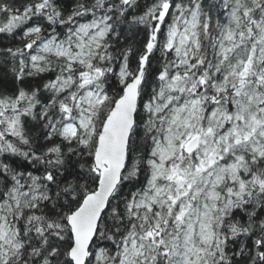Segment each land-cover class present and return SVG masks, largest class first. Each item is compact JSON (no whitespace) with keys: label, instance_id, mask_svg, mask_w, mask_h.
<instances>
[{"label":"trees","instance_id":"obj_1","mask_svg":"<svg viewBox=\"0 0 264 264\" xmlns=\"http://www.w3.org/2000/svg\"><path fill=\"white\" fill-rule=\"evenodd\" d=\"M41 1L50 18L43 12L33 18L23 10H14L18 0H0V205L12 198V190L19 185L35 187L44 194L16 216V245L6 258H0V264H74L68 257L73 241L68 217L88 192L97 189L100 171L94 160L98 135L88 140L79 131L69 140L61 134L62 126L76 119L69 93H83L94 87L105 91L108 97L96 119L101 127L132 77L124 81L121 70L126 66L136 75L142 63L143 78L126 167L94 243L112 253L136 233L153 248L150 264H173L172 254L177 248L174 240L184 225L179 200L173 197L168 207L155 205L147 211V220L136 212L137 198L151 176L153 147L168 118L166 112L153 116L145 106L154 98L164 101L174 96L180 103L201 97L207 113L217 106L226 109L227 122L215 132V138L237 123V135L243 139L253 129L245 123L240 100L250 94L249 84L264 92V54L257 58L262 47L264 0L241 9L242 19L233 38L236 49H248V56L239 58L246 66L245 73L240 71L234 76L226 74L224 67L218 70L217 65L221 61L218 40L227 23L230 0ZM195 6L201 20L197 29L201 52L178 64L175 39L183 19ZM102 14L117 17L115 31L107 33L91 66L69 71L74 77L69 91L57 93L50 88L59 80L56 67L35 75L24 71L21 63L30 64L34 41L19 40L18 34L33 24L31 20L43 24L39 36H47L53 28L62 39L80 23ZM45 20L46 25L42 22ZM48 103L50 108L43 114L42 108ZM218 144L215 141L213 155L208 157L223 160L228 171L218 199L217 212L223 225L214 240L215 264H264V155L253 159L243 147L224 153L221 146L216 148ZM199 146L190 150L185 145L183 152H177L171 160L177 179L185 186L197 176ZM204 158L206 166L209 159L203 154ZM180 174L185 178L180 179ZM227 225L235 227L233 235L226 233Z\"/></svg>","mask_w":264,"mask_h":264},{"label":"rangeland","instance_id":"obj_2","mask_svg":"<svg viewBox=\"0 0 264 264\" xmlns=\"http://www.w3.org/2000/svg\"><path fill=\"white\" fill-rule=\"evenodd\" d=\"M227 12V23L221 31L218 40V70L224 67L226 74L245 73L246 68L239 60L248 56V49H236V37L233 34L241 22V9L248 3H259L260 0H230ZM201 23L199 9L194 8L182 21V28L175 39L174 49L177 63H185L188 57L199 56L201 52L200 36L197 31ZM110 30L107 18H94L80 23L76 30L62 39H51L43 43L32 58V65L36 70H50L58 68V90L64 89L74 82V77L69 74L76 65L89 67L94 56L98 53L102 41ZM259 54V55H258ZM264 54V26L262 32V47L257 52V58ZM253 56V54L251 55ZM124 81L133 75L126 66L121 70ZM250 94L240 100L239 107L246 116V125L253 130H248L245 137L237 135L234 123L219 138L215 132L221 131L227 122L226 109L222 106L215 107L207 113L206 105L201 97L176 102L174 96H168L164 101L157 98L147 102L145 109L153 116L161 112L168 115L163 134L156 139L150 159L151 179L147 189L137 200V214L143 219H148V212L153 207L171 205L173 197L179 200V210L184 221V228L175 238V264H215L213 220L217 211L220 196V185L227 177V164L223 160L210 159L213 155V144L224 153H229L237 147L246 148L253 159L264 155V92L254 84H249ZM108 95L101 87L85 90L76 103L77 117L66 122L61 132L67 138L74 137L79 131L88 137L96 132V119L99 109L106 101ZM152 116V117H153ZM154 119L150 120L153 122ZM247 130V129H246ZM253 131V132H252ZM200 134V152L197 157L201 164L198 166L197 176L189 179L185 186L177 179L179 176L173 171L171 160L195 135ZM204 143L201 144V141ZM221 146V148H220ZM203 154L209 161L203 163ZM200 172V173H199ZM177 173V172H176ZM180 174V179H184ZM24 193V192H23ZM16 189L12 198L2 205L0 209V258H6L11 249L16 245L18 236L12 212L22 202L36 201L40 193L24 196ZM149 245L140 236L133 235L125 240L122 245L121 260L117 264H147Z\"/></svg>","mask_w":264,"mask_h":264},{"label":"water","instance_id":"obj_3","mask_svg":"<svg viewBox=\"0 0 264 264\" xmlns=\"http://www.w3.org/2000/svg\"><path fill=\"white\" fill-rule=\"evenodd\" d=\"M143 66L142 63L137 76L125 85L123 95L115 101L98 136L95 152L96 166L100 169L98 187L69 215L74 236L71 257L77 264L82 263L88 256L101 217L121 182L127 163L130 136L136 122ZM198 144L199 135H196L189 142L188 148L195 149Z\"/></svg>","mask_w":264,"mask_h":264},{"label":"bare ground","instance_id":"obj_4","mask_svg":"<svg viewBox=\"0 0 264 264\" xmlns=\"http://www.w3.org/2000/svg\"><path fill=\"white\" fill-rule=\"evenodd\" d=\"M19 2H17L16 4H14V10H20V11H22L23 10V13L25 14V15H33V18H37V16L40 14V12H43L44 14H45V16H46V18L47 17H49L50 18V14L48 15V8H47V6H45V5H43L42 4V1L41 0H18ZM127 3L128 2H130V0H125ZM198 6H195V8H197ZM65 17V16H64ZM100 17H102V18H107V20H108V23H109V26H110V30L109 31H115V28H116V26H117V22H116V18L117 17H115V16H112V15H110V14H102ZM32 21V25H30L26 30H25V32H23V33H20V34H18V38H19V40H26V39H33V41H34V43H32V48H31V53H30V64H27V65H25L24 64V62H22L21 63V65H23L24 66V68H25V72L27 73V74H32V75H35V74H37L39 71L40 72H42V71H48V70H36V68H34V66L32 65V58H33V56L37 53V51L39 50V48H40V46L43 44V43H45L46 41H48V40H51V39H59V33H57V32H55V29H53V28H51L50 29V33H48V35L47 36H39V34L38 33H40V31L41 30H43V24H40V23H38V22H34L33 20H31ZM45 25L47 24V22L48 21H42ZM222 30H223V28H222ZM108 31V32H109ZM78 66H80V65H76L73 69H78ZM57 68V67H56ZM58 69V68H57ZM141 69V68H140ZM50 70L52 71L53 70V68H50ZM140 71V70H139ZM139 71H138V73H139ZM59 72V71H58ZM137 73V74H138ZM137 74L136 75H132V77H131V79H129V80H127V82L125 83V85L130 81V80H132L135 76H137ZM59 82H60V80H58L57 81V83H55L53 86H51L50 88H54V90L57 92V93H59V92H66V91H69V87H70V85L69 86H67V87H65L64 89H61V90H58V87H57V85L59 84ZM72 91V90H71ZM70 91V93H71V97H70V93H69V99H70V103L71 104H73L74 105V107H75V111H76V103H77V100H78V98L84 93H82V92H78V94L77 93H74V92H71ZM42 93H45L46 95H47V93H48V91L46 90V89H43V91H42ZM124 93V92H123ZM123 95V94H122ZM121 95V96H122ZM49 105H48V107H46V105L42 108V113L44 114L45 112L47 113V111L49 110V108H50V105H51V103H48ZM76 117H77V111H76ZM97 125V124H96ZM103 125H104V123L102 124V126L101 127H99V126H96V132L94 133V135L91 137V138H93L95 135H100V133H101V131H102V128H103ZM58 127V124H56V125H54V129H56ZM82 133V132H81ZM61 134H62V132H61ZM132 134V133H131ZM63 135V134H62ZM77 135V134H76ZM75 135V136H76ZM64 136V135H63ZM74 136V137H75ZM82 136L83 137H87V139L88 140H90V137H88V136H85V135H83L82 134ZM65 138H67L66 136H64ZM74 137H72V138H67V139H69V140H71V139H73ZM130 138H131V136H130ZM129 143H130V141H129ZM98 145V144H97ZM97 148V147H96ZM96 152V151H95ZM94 160H95V155H94ZM95 164H96V162H95ZM97 167V166H96ZM99 171H100V169H99ZM152 173V172H151ZM152 175V174H151ZM150 179H151V176H150V178H149V181H148V183L150 182ZM226 180V179H225ZM224 183V182H223ZM222 183V184H223ZM221 184V185H222ZM147 186H148V184H147ZM147 186H146V189H147ZM38 188H40V186H37ZM16 189H19V191H21L22 193H23V195L24 196H31V195H33V194H35L37 191H39L38 189H36L35 187H27L26 185H19V186H17L16 188H14L13 190H12V196H13V193H14V191L16 190ZM146 189L143 191V192H145L146 191ZM93 191H91V192H88L86 195H85V197L83 198V200H82V202L80 203V205L74 210V211H76L80 206H81V204L83 203V201H84V199L88 196V194H90V193H92ZM143 192H141L140 193V195L143 193ZM38 193H40V196L38 197V199H40L41 197H44V194H42L41 192H38ZM140 195L138 196V198H137V200L139 199V197H140ZM220 197V196H219ZM111 199V198H110ZM6 202H8V201H6ZM6 202H4V203H2L1 205H0V209H1V207H2V205L3 204H5ZM32 202H34V201H32ZM109 202H110V200H109ZM29 203L28 202H22L21 203V205H19L18 207H16L15 209H14V211L12 212V216H13V218H14V220H15V218H16V216L17 215H21V212H22V209L24 208V207H28L29 205H28ZM108 205H109V203H108ZM156 205H158V204H156ZM158 206H163V205H158ZM217 206H219V204H217ZM108 208V207H107ZM136 208H137V202H136ZM107 210V209H106ZM105 210V211H106ZM217 210H218V207H217ZM73 211V212H74ZM72 212V213H73ZM105 213V212H104ZM104 213H103V215H104ZM103 215H102V217H101V220H102V218H103ZM101 220H100V222H99V226H100V223H101ZM68 221H69V217H68ZM15 223H16V221H15ZM222 225H223V221L221 220V215H219V213L216 211V213H215V215H214V220H213V228H214V232H215V235H214V240H215V238L217 237V231L218 230H220L221 229V227H222ZM183 228H184V225L181 227V228H179V230L180 231H182L183 230ZM233 228H235V227H232V226H229V225H227L226 226V233L228 234V235H233V233H234V229ZM133 235H136L137 236V234L136 233H133ZM132 235V236H133ZM139 236V235H138ZM96 237V236H95ZM72 239H73V241H72V244H71V246H70V248H68L69 250H68V257L73 261V263L74 264H77L75 261H74V259L71 257V251H72V249H73V247H74V236H73V232H72ZM94 240H95V238H94ZM94 240H93V242H92V244H91V246L89 247V251H88V256L86 257V259L82 262V263H80V264H86L87 263V261L89 260V264H117V263H119L120 262V260H121V256H122V249H121V246L119 247H117L112 253L110 252V251H107V250H105L104 248H103V246L100 244V243H97V244H95L94 243ZM214 240H213V244H212V247H213V249H214V251H215V247H214ZM150 248H151V250L153 249L151 246L149 247H147V253H148V257H149V260H148V263L147 264H150V262H151V259H152V256H151V252H150ZM173 256V258H172V261H173V264H175V258H176V256H175V253H173L172 254ZM90 258V259H89ZM38 264H44V263H38Z\"/></svg>","mask_w":264,"mask_h":264}]
</instances>
